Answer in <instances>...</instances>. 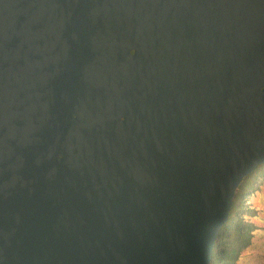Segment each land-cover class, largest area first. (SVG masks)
<instances>
[{"label":"water","instance_id":"obj_1","mask_svg":"<svg viewBox=\"0 0 264 264\" xmlns=\"http://www.w3.org/2000/svg\"><path fill=\"white\" fill-rule=\"evenodd\" d=\"M264 163V0H0V264H210Z\"/></svg>","mask_w":264,"mask_h":264},{"label":"trees","instance_id":"obj_2","mask_svg":"<svg viewBox=\"0 0 264 264\" xmlns=\"http://www.w3.org/2000/svg\"><path fill=\"white\" fill-rule=\"evenodd\" d=\"M263 174L264 163L246 175L241 182L227 222L214 241L210 264H237L243 252L252 244L257 229L253 218L260 209L250 208L247 198L253 190L258 189L257 184L263 180Z\"/></svg>","mask_w":264,"mask_h":264},{"label":"rangeland","instance_id":"obj_3","mask_svg":"<svg viewBox=\"0 0 264 264\" xmlns=\"http://www.w3.org/2000/svg\"><path fill=\"white\" fill-rule=\"evenodd\" d=\"M257 188L247 198L250 208L260 209L257 216L253 218L257 229L252 244L243 252L237 264H264V178L257 184Z\"/></svg>","mask_w":264,"mask_h":264}]
</instances>
